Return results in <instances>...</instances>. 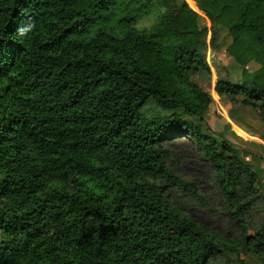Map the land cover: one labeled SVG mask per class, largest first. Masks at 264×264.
Segmentation results:
<instances>
[{
    "label": "trees",
    "instance_id": "16d2710c",
    "mask_svg": "<svg viewBox=\"0 0 264 264\" xmlns=\"http://www.w3.org/2000/svg\"><path fill=\"white\" fill-rule=\"evenodd\" d=\"M218 27L215 97L264 128V0H0V264H264V184L192 81Z\"/></svg>",
    "mask_w": 264,
    "mask_h": 264
},
{
    "label": "rangeland",
    "instance_id": "374dc122",
    "mask_svg": "<svg viewBox=\"0 0 264 264\" xmlns=\"http://www.w3.org/2000/svg\"><path fill=\"white\" fill-rule=\"evenodd\" d=\"M152 21L153 18L147 17L141 20L139 25L141 27L149 26L153 23ZM207 26L208 28L210 27L209 24ZM226 33V30L218 27L217 43L221 47L218 51L211 50L210 48L207 50L206 63L209 66L210 74L205 75L200 73L194 76L192 81L200 86L213 102L209 111L214 116L207 121V128L211 134L216 137L222 135L235 147L239 156L248 153L246 158H248L254 170L258 172L259 178L264 184V153L262 152V146L264 147V128L261 122L250 109L243 108L239 105L231 106L219 101L215 97L214 87L217 80L224 79L226 75L232 81H238L239 79L236 70H234L236 66L233 64V60L225 52V48L230 43V39H227L225 36ZM209 37L210 33H208V40ZM256 69H258V66L255 63L251 62L248 65L249 71ZM152 108V105L149 106L147 112ZM192 121L199 123L197 119H192ZM183 152L184 150L178 149L177 154ZM182 174H185L187 179L200 180L202 195L213 209L221 206L216 191L207 183V178L203 174L193 168H187ZM186 207H188L187 214L195 219L198 224L213 231H216L219 227L218 221L207 211L198 208L196 204H190Z\"/></svg>",
    "mask_w": 264,
    "mask_h": 264
}]
</instances>
